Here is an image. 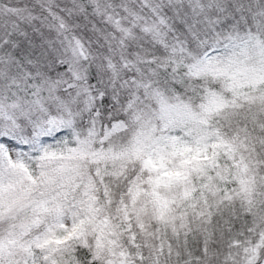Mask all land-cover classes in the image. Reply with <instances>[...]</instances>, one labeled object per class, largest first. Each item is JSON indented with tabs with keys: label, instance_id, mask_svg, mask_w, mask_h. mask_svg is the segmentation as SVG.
<instances>
[{
	"label": "snow or ice",
	"instance_id": "1",
	"mask_svg": "<svg viewBox=\"0 0 264 264\" xmlns=\"http://www.w3.org/2000/svg\"><path fill=\"white\" fill-rule=\"evenodd\" d=\"M0 264H264V0H0Z\"/></svg>",
	"mask_w": 264,
	"mask_h": 264
}]
</instances>
